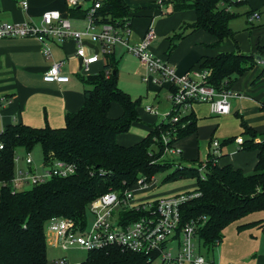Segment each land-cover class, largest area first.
I'll return each mask as SVG.
<instances>
[{
  "label": "trees",
  "instance_id": "1",
  "mask_svg": "<svg viewBox=\"0 0 264 264\" xmlns=\"http://www.w3.org/2000/svg\"><path fill=\"white\" fill-rule=\"evenodd\" d=\"M240 3L173 0V7L194 10L196 20L189 25L190 29L207 32L217 47L225 39L235 42L229 23L236 14L229 12L228 7ZM128 15L123 0H104L96 13V23L122 27L130 23ZM256 57L262 59L261 55H245L236 50L218 53L204 57L196 68L209 72V85L218 90H231L234 81L256 63ZM103 59L101 72L79 77L86 86L83 105L77 112L65 116L62 128L47 125L33 128L19 123L6 126L0 133V264H49L44 229L47 221L68 219L82 229L87 224L88 206L94 200L108 192L122 195L133 189L138 179L150 182L159 173H166L163 182L195 180L194 190L185 193L199 196L180 207L181 223H195V239L207 251L221 242L227 226L264 212V141L254 143L253 133L241 122L251 139L244 140L240 149L257 151L253 173L245 174L231 165L219 166L210 156L202 177L198 167L186 166L180 159L175 164L174 160L161 158L162 134L169 132L170 142L175 143L196 131L192 112L176 123L161 120L133 145H119L116 137L128 132L133 123L140 122L137 112L140 100L132 99L118 87L113 53L105 54ZM113 104L121 110L115 118L109 116ZM37 145L41 147L44 166L62 161L73 164L75 172L63 178L51 177L28 189L12 190L16 150L21 148L27 154ZM121 210L119 215L125 221L138 216L134 210ZM253 227H259L264 234V219L237 229ZM157 256L156 252L143 255L110 246L89 251L80 264H154Z\"/></svg>",
  "mask_w": 264,
  "mask_h": 264
},
{
  "label": "crops",
  "instance_id": "2",
  "mask_svg": "<svg viewBox=\"0 0 264 264\" xmlns=\"http://www.w3.org/2000/svg\"><path fill=\"white\" fill-rule=\"evenodd\" d=\"M22 1L27 2L25 10L21 7ZM123 2L130 18V34L126 37L128 43L132 46L137 45L148 29H154L156 37L148 50L153 56L166 61L176 76H184L196 68L204 57L235 50L245 55H261V61H264V0H243L239 5L229 6V12L236 14L235 18L244 8L242 14L249 28L240 37L237 36L238 38L234 33L235 42L232 39H225L217 47L212 45L214 42L211 44L214 38L207 32L190 29L189 25L196 20V13L192 9L174 10L173 0H123ZM88 5V2H83L79 7L70 10L66 7L65 0H0V23L30 22L38 25L44 12L57 11L74 29L81 31L86 25L84 12ZM251 12H258L260 19L249 24L246 16ZM84 43L86 55L92 54L93 48L97 45L87 39H84ZM115 46L110 50L113 54ZM120 47L124 50L122 46ZM76 48L75 42L70 40L49 42L51 60L64 61L62 74L69 77L67 83L50 84L42 80L50 62L43 57L39 42L33 38L0 40V98L4 99L0 103V133L6 126L19 123L33 128H42L46 125L50 128H62L65 116L81 108L86 86L79 77L101 72L104 59L100 56V60L91 64L89 71L84 73L75 55ZM255 60L256 63L250 70L239 76L231 86V91L237 93L239 97L231 99L228 115H212L205 103L193 106L196 131L173 144L178 152L176 161L180 159L184 165L195 167L205 164L211 156L212 142L217 140L221 142V157L216 161L219 166L231 165L245 174L252 173L257 161V151L240 149L235 138L241 137L243 141L251 139L250 135H246L241 122H244L253 133L254 143H259L264 138V66L258 63L259 57ZM139 68L141 74L147 72L145 66L140 64ZM146 84L148 86L146 90L152 100H157L159 105L162 92L166 93L164 99L169 100L171 86L168 81ZM169 109L162 115L164 116ZM120 113L115 109L109 112V116L115 118ZM161 120L157 118L150 125L142 123L141 120L133 123L128 132L116 137V142L122 146L133 145L141 141L151 130V126ZM193 186L189 184L174 189L165 185L159 191H155L154 184L142 190L134 187L133 198L134 202H141L171 197L191 191ZM147 191L152 193L148 194ZM142 193L148 195L144 197ZM137 195L143 196L137 198ZM262 213L253 214L227 226L223 230L221 242L211 250L212 258H208L209 261L213 264H264L262 230L259 227L237 229L238 226L264 219ZM53 232H45L47 247L57 245ZM60 260L70 264L64 257L53 259L47 257L49 264H55Z\"/></svg>",
  "mask_w": 264,
  "mask_h": 264
},
{
  "label": "built area",
  "instance_id": "3",
  "mask_svg": "<svg viewBox=\"0 0 264 264\" xmlns=\"http://www.w3.org/2000/svg\"><path fill=\"white\" fill-rule=\"evenodd\" d=\"M104 0H65V5L72 10L83 2L89 5L84 12L86 23L83 30H76L71 23L60 16L57 11H46L42 14L38 25L30 22L0 23V40L7 38H33L41 45V53L49 61V67L42 80L50 84H63L69 77L62 74L64 61H52L49 42H75L77 48L75 55L79 59L84 73L89 71V66L100 60V56L109 53L115 45H120L127 53L134 55L144 65L149 76L142 79L145 83L160 84L163 81L170 83L169 102L170 109L163 116V121L172 123L192 112L197 103H205L212 115L223 116L230 113V100L239 95L231 90H218L208 84L209 72L194 68L184 76H176L169 64L153 56L148 47L156 37L154 29H148L142 40L132 46L126 40L130 34V23L122 27L114 24H97L96 13L101 8ZM160 1V0H159ZM242 2L243 0H230ZM220 6L225 7L224 3ZM22 9L27 8V2H21ZM260 14L251 12L246 16L249 24L259 21ZM84 39L97 45L90 55L85 53ZM258 63L264 66V61ZM4 101L0 98V103ZM145 111L153 113L151 106ZM170 133L161 135L163 145L161 158L174 160L177 163V150L171 143ZM264 141V138L261 140ZM260 141V142H261ZM239 147L243 144L241 137L235 138ZM221 142H212L211 158L217 161L221 157ZM2 149V145H0ZM26 154L25 167L15 165L14 176L11 179V188L14 191L23 190L26 185L44 183L51 177H67L75 172L73 164L55 161L50 166L42 164L41 171L32 168V160ZM20 158L15 155L17 164ZM173 162V163H174ZM205 164L198 167V172L204 171ZM154 182L140 178L134 187L145 189ZM133 189L126 190L122 195L108 192L89 204L88 210L93 214V222L89 229L75 226L72 220L60 219L58 227L53 232L57 245L62 250L79 248L85 252L101 250L110 246L118 247L127 252L143 255L158 253V264H213L202 255L196 253L195 232L196 225L193 221L182 222L181 206L190 199L199 196L198 193H182L171 197H160L141 202H134ZM121 209L134 210L138 215L134 220L125 221L120 217ZM122 211V210H121ZM217 244V243H216ZM176 248L177 253L173 255ZM55 264H66L60 260Z\"/></svg>",
  "mask_w": 264,
  "mask_h": 264
},
{
  "label": "rangeland",
  "instance_id": "4",
  "mask_svg": "<svg viewBox=\"0 0 264 264\" xmlns=\"http://www.w3.org/2000/svg\"><path fill=\"white\" fill-rule=\"evenodd\" d=\"M239 8L241 9V7ZM243 9L244 8L240 10L239 16L235 18L230 24V28L233 31V33H236V37L237 36L240 37L241 34L247 28H249L247 27L244 15L242 14ZM213 42H215V40H212L211 44ZM113 55H114V66L117 70V76H118V87L124 92H126L127 94H129L132 97V99L140 100V104L138 106L137 112H138V117L141 120V122L144 124L150 125V124H153V121L156 120L157 118L163 119L162 113L164 111H167L170 107L169 100L164 99L166 93L162 92L160 94L161 104L159 105L157 100L156 101L152 100L150 93H148V91L146 90L148 86L145 82L142 81V79L145 77H148L149 74L147 73L148 71L145 74H141L142 72H141V69L139 68L141 63L139 62V60L134 55H131L130 53L125 52L119 45L115 46V51ZM147 106L152 107L153 113H148L145 111V107ZM115 109H117V111L120 113V107L117 104H113L109 112H113V110ZM16 155L20 158V161L16 164V166L25 167L26 166L24 162V158L26 157L25 152L21 148H18L16 150ZM29 156L32 160L31 167L35 168L37 172H40L42 170L41 166L43 162L41 147L39 145L35 146V148L31 151ZM165 175L166 173H159L155 175L154 182L152 183L155 185L154 187L155 191L161 190V188H163L165 185H168L169 187L172 186L174 187V189H177L181 186L184 187V186L191 184V185H194L192 190H194L195 188L196 182L194 179H179L176 181L163 182ZM203 175H204V171H201L199 173V176L202 177ZM30 187H31L30 185H26L24 189H28ZM149 193H152V192L149 191L148 194ZM182 193H185V192H182ZM142 194L144 195V197L148 195L147 193H146L147 195L145 193H142ZM143 195L141 196L137 195V198L142 197ZM92 222H93V214L89 210H87L86 212V223H87L86 228L87 229L90 228ZM58 223L59 221L57 219L47 221L45 223V228H44L45 232L49 233L51 231H55L56 228L58 227ZM194 243H195L197 254L202 255L205 259L212 258L211 251H207L205 248L201 247L197 240H194ZM172 253L173 255L177 253L176 248L173 250ZM86 256H87V252L79 248H70L67 250H62L58 245L54 247H47V257H50L51 259L64 257L70 264H80L81 262L85 260ZM154 264H158V262H155Z\"/></svg>",
  "mask_w": 264,
  "mask_h": 264
}]
</instances>
